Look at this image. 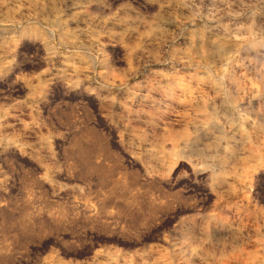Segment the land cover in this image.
I'll return each instance as SVG.
<instances>
[{"label":"rangeland","instance_id":"rangeland-1","mask_svg":"<svg viewBox=\"0 0 264 264\" xmlns=\"http://www.w3.org/2000/svg\"><path fill=\"white\" fill-rule=\"evenodd\" d=\"M0 264H264V0H0Z\"/></svg>","mask_w":264,"mask_h":264}]
</instances>
